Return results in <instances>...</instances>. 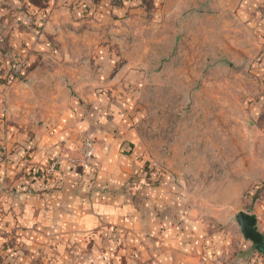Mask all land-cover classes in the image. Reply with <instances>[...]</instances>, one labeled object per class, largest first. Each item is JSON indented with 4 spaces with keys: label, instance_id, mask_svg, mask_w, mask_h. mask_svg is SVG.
Listing matches in <instances>:
<instances>
[{
    "label": "rangeland",
    "instance_id": "obj_1",
    "mask_svg": "<svg viewBox=\"0 0 264 264\" xmlns=\"http://www.w3.org/2000/svg\"><path fill=\"white\" fill-rule=\"evenodd\" d=\"M29 2L31 12L17 0L0 4L17 11L0 19V80L28 91L19 99L25 118H57L79 95L110 132L116 125V133H133L132 182L139 177L153 190L167 182L158 219H177L180 196L181 218L198 223L194 249L203 264H264V248L244 236L236 217L254 215L264 234V0ZM93 140L84 139L87 164ZM55 170V163L39 168ZM132 185L133 213L146 215L147 193ZM92 235L80 245L88 256L79 264L146 259L128 235L112 248L103 243L110 236L100 232V244ZM51 247L46 264H76L75 244ZM10 255L1 253L5 264ZM164 263L172 260L163 256Z\"/></svg>",
    "mask_w": 264,
    "mask_h": 264
},
{
    "label": "crops",
    "instance_id": "obj_2",
    "mask_svg": "<svg viewBox=\"0 0 264 264\" xmlns=\"http://www.w3.org/2000/svg\"><path fill=\"white\" fill-rule=\"evenodd\" d=\"M17 1L28 4L29 12L34 7L29 0ZM16 14L14 8H6L0 11V19ZM2 83L0 80V264L8 260L1 257L6 250L12 252V264H22V260L36 264L41 258L46 264L52 244L70 243L75 244L72 252H76V264L84 263L88 254L80 245H85L91 232L100 244V232L110 236L103 241L107 248L116 245L117 236L128 235L140 244L142 255L146 254L143 264H154V256L159 264L163 256L171 259L172 264H203L194 249L198 223L181 218L180 196L173 202L174 207L171 205L178 213L177 219L161 220L157 209L164 206L167 182L163 180L155 190L139 177L138 182H132L138 174L131 164L137 160L127 151L132 145L127 141L132 132L121 128L116 133V125H110V132L111 128L99 121L101 117L95 116L94 109L84 110L77 94L78 98L71 106L68 102L57 118L37 123L30 112L26 119V107L19 99L28 91L19 89L16 82L11 86ZM88 137L95 141L96 152L88 160L95 169L85 167L83 143ZM54 163L53 175L39 171L40 167ZM91 178L89 185L94 187L85 183ZM132 184L136 190L147 193L148 197H141L146 215L133 213ZM24 251L28 254L22 256ZM90 255L94 257L93 251Z\"/></svg>",
    "mask_w": 264,
    "mask_h": 264
},
{
    "label": "water",
    "instance_id": "obj_3",
    "mask_svg": "<svg viewBox=\"0 0 264 264\" xmlns=\"http://www.w3.org/2000/svg\"><path fill=\"white\" fill-rule=\"evenodd\" d=\"M237 221L242 229L244 236L252 240L259 249L264 248V236L258 230L257 218L254 215L241 211L237 214Z\"/></svg>",
    "mask_w": 264,
    "mask_h": 264
},
{
    "label": "built area",
    "instance_id": "obj_4",
    "mask_svg": "<svg viewBox=\"0 0 264 264\" xmlns=\"http://www.w3.org/2000/svg\"><path fill=\"white\" fill-rule=\"evenodd\" d=\"M89 146H91V144H89Z\"/></svg>",
    "mask_w": 264,
    "mask_h": 264
}]
</instances>
